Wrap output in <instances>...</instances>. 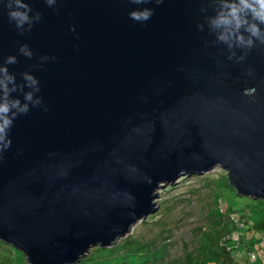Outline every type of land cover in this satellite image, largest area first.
Returning a JSON list of instances; mask_svg holds the SVG:
<instances>
[{"label":"water","instance_id":"1","mask_svg":"<svg viewBox=\"0 0 264 264\" xmlns=\"http://www.w3.org/2000/svg\"><path fill=\"white\" fill-rule=\"evenodd\" d=\"M24 2L40 20L23 35L0 4V65L16 56L9 72L38 79L47 111L18 116L0 152V242L27 264H77L155 213L158 190L215 168L264 201V45L228 60L211 0Z\"/></svg>","mask_w":264,"mask_h":264},{"label":"rangeland","instance_id":"2","mask_svg":"<svg viewBox=\"0 0 264 264\" xmlns=\"http://www.w3.org/2000/svg\"><path fill=\"white\" fill-rule=\"evenodd\" d=\"M157 193L155 213L138 221L113 246L91 249L77 264H213L220 241L217 237L222 233L215 232L221 215L219 202L225 210L245 216L249 220L247 227L256 225L258 229L253 230L264 235V201L236 195L226 173L219 168L202 176L181 178L179 183ZM207 229L211 232L204 233ZM246 230H242V235ZM203 237L207 242L202 241ZM253 238L255 242L258 239ZM2 244L0 264H27L22 253ZM242 252L241 248L236 253L235 264H246L241 259ZM256 254L259 260L252 264H264V248Z\"/></svg>","mask_w":264,"mask_h":264},{"label":"clouds","instance_id":"3","mask_svg":"<svg viewBox=\"0 0 264 264\" xmlns=\"http://www.w3.org/2000/svg\"><path fill=\"white\" fill-rule=\"evenodd\" d=\"M56 2L44 0L48 7H53ZM153 2L159 5L163 0H129L130 4L137 6ZM0 4L6 9L9 23L21 35L31 31L33 24L40 20V14L34 13L24 0H0ZM209 6L214 15L205 16L208 32L214 36L215 44L226 46L228 60L240 62L246 58L244 50L252 49L257 43L264 45V0H211ZM200 11L203 13L206 9L201 8ZM152 15L153 10L147 7H137L129 12V18L140 23L147 22ZM196 27L204 30L202 24ZM70 30L74 31V28ZM236 49L241 50L242 54L237 56ZM18 53L27 59L33 55L27 44H21ZM48 60V56L40 57L41 63ZM16 63V56H8L0 65V152L11 146L9 132L18 116L27 115L30 107L47 111L39 96L41 89L38 79L30 72H22L19 74L22 82L17 83L16 75L9 72L8 66Z\"/></svg>","mask_w":264,"mask_h":264},{"label":"trees","instance_id":"4","mask_svg":"<svg viewBox=\"0 0 264 264\" xmlns=\"http://www.w3.org/2000/svg\"><path fill=\"white\" fill-rule=\"evenodd\" d=\"M219 210H220V218L218 219L219 226L215 228V232H222L221 235L217 237V240L224 242L226 246L222 247L220 246V241L217 244L218 247H215L217 250L214 251V258L212 261L213 264H234V261L236 260L237 256L236 253L242 248V256H244V260L246 264H252L255 263L258 259V250H262L264 248V238H261L259 240V237L257 241L255 242V239L248 238V233L250 232V229L253 230L254 228L258 229L256 225H247L249 224V220L245 218V216L238 214L235 211H229L225 210L223 208V205L221 202H219ZM251 226V227H250ZM247 229L244 235H242V230ZM207 231V232H206ZM211 232V229H207L204 231V233ZM261 233V232H260ZM213 235V233H212ZM214 240V239H213ZM249 240V243H244ZM202 241L207 242L205 237L202 238ZM215 241V240H214ZM216 243V242H215ZM4 245L7 249H13L12 247ZM227 248L229 251H227ZM235 250V251H234ZM236 250H238L236 252ZM14 251V250H13ZM234 251V253H233ZM254 258L252 260L251 258ZM8 258V257H7Z\"/></svg>","mask_w":264,"mask_h":264},{"label":"crops","instance_id":"5","mask_svg":"<svg viewBox=\"0 0 264 264\" xmlns=\"http://www.w3.org/2000/svg\"><path fill=\"white\" fill-rule=\"evenodd\" d=\"M251 231H252V232H251ZM254 231H255V230H251V229H250V233H251V234H250V236H248L245 240H247L248 238L252 239L253 237H256V236L259 237L260 239H261V238H264V235H263L262 233H257V231H255L256 234H254ZM253 239H255V238H253ZM244 243L248 244V243H249V240H248L247 242L244 241ZM241 259H242L243 262H245V260H244V259H245L244 256L241 255ZM263 262H264V260H263ZM234 264H235V262H234Z\"/></svg>","mask_w":264,"mask_h":264},{"label":"built area","instance_id":"6","mask_svg":"<svg viewBox=\"0 0 264 264\" xmlns=\"http://www.w3.org/2000/svg\"><path fill=\"white\" fill-rule=\"evenodd\" d=\"M222 241H223V240H222ZM222 241H220V246H222V245H223V243H224V242H222ZM227 251H229V249H228V248H227ZM251 259H252V260H254V258H253V257H252Z\"/></svg>","mask_w":264,"mask_h":264}]
</instances>
